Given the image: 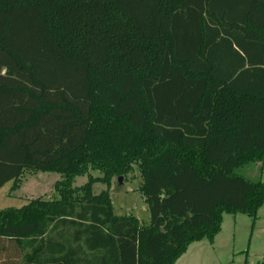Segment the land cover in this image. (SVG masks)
Listing matches in <instances>:
<instances>
[{
  "label": "trees",
  "instance_id": "16d2710c",
  "mask_svg": "<svg viewBox=\"0 0 264 264\" xmlns=\"http://www.w3.org/2000/svg\"><path fill=\"white\" fill-rule=\"evenodd\" d=\"M135 165L146 225L93 194ZM250 165L264 0H0V190L62 175L59 198L0 211V264H176L225 214L256 220L264 182L236 173Z\"/></svg>",
  "mask_w": 264,
  "mask_h": 264
},
{
  "label": "rangeland",
  "instance_id": "374dc122",
  "mask_svg": "<svg viewBox=\"0 0 264 264\" xmlns=\"http://www.w3.org/2000/svg\"><path fill=\"white\" fill-rule=\"evenodd\" d=\"M236 173L264 182V165L260 171L250 165L237 169ZM90 175L95 178L101 176L98 172ZM90 175L76 178L74 187L86 185ZM119 178H122L121 184ZM61 180L62 175L58 173L26 171L18 182L9 183L0 191V211L20 208L30 199L59 198L55 187ZM142 183L140 170L135 165L126 175L112 178L109 184L96 183L93 194L108 192L116 216L132 215L146 225L151 215L141 193ZM176 264H264V206L256 220L245 214H225L221 231L214 242L204 240L193 243Z\"/></svg>",
  "mask_w": 264,
  "mask_h": 264
},
{
  "label": "water",
  "instance_id": "95a60500",
  "mask_svg": "<svg viewBox=\"0 0 264 264\" xmlns=\"http://www.w3.org/2000/svg\"><path fill=\"white\" fill-rule=\"evenodd\" d=\"M119 183H120V184L122 183V178H119Z\"/></svg>",
  "mask_w": 264,
  "mask_h": 264
},
{
  "label": "crops",
  "instance_id": "0c3cea01",
  "mask_svg": "<svg viewBox=\"0 0 264 264\" xmlns=\"http://www.w3.org/2000/svg\"><path fill=\"white\" fill-rule=\"evenodd\" d=\"M3 189H4V188H3ZM1 190H2V189H1ZM1 190H0V191H1Z\"/></svg>",
  "mask_w": 264,
  "mask_h": 264
}]
</instances>
